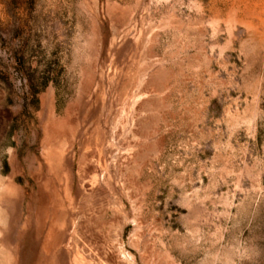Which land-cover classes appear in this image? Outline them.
<instances>
[{"label": "rangeland", "instance_id": "1", "mask_svg": "<svg viewBox=\"0 0 264 264\" xmlns=\"http://www.w3.org/2000/svg\"><path fill=\"white\" fill-rule=\"evenodd\" d=\"M0 264H264V0H0Z\"/></svg>", "mask_w": 264, "mask_h": 264}]
</instances>
